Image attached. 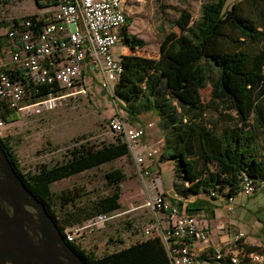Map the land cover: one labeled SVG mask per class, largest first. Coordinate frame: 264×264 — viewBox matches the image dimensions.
Instances as JSON below:
<instances>
[{"label": "trees", "instance_id": "16d2710c", "mask_svg": "<svg viewBox=\"0 0 264 264\" xmlns=\"http://www.w3.org/2000/svg\"><path fill=\"white\" fill-rule=\"evenodd\" d=\"M35 1L39 8L46 6L41 0ZM162 1L158 0L160 7ZM226 1L203 0L200 18L194 23L192 14L183 10L172 25L178 31L171 30L164 36L158 58L136 54L146 42L130 33L131 18L123 29L124 44L132 53L121 56L123 71L114 99L133 124L146 113L159 117L165 133L161 161L175 162L174 189L185 198L213 193L237 196L245 177L259 189L264 184V0H242L231 8L226 7ZM56 2L47 0L46 4ZM4 43L0 36V49ZM208 86L211 99L205 103L202 90ZM46 93L45 88L34 101ZM221 107L225 111H220L218 118L209 117L211 109ZM19 116L6 109L1 118L13 123ZM80 142L68 150L63 161L41 165L25 174L9 138L0 137L18 175L44 203L68 244L86 264H155V259L171 264L159 238L101 257L67 240L65 230L74 223L121 209L119 187L127 174L121 168L106 172L105 179L114 190L94 202L84 219L75 217L70 208L80 209L77 200L81 192L70 189L56 196L52 185L130 157L127 144ZM197 203L186 206L187 214L199 210ZM155 245L158 253L153 255ZM214 253L212 248L207 255L210 262L231 264L215 259Z\"/></svg>", "mask_w": 264, "mask_h": 264}, {"label": "built area", "instance_id": "2783aa9c", "mask_svg": "<svg viewBox=\"0 0 264 264\" xmlns=\"http://www.w3.org/2000/svg\"><path fill=\"white\" fill-rule=\"evenodd\" d=\"M0 13V36L5 41L0 49V137H4L3 130L10 124L1 118L6 109L19 115H41L61 107L75 108L89 96V79L114 99V89L123 71L115 50L124 44L126 0H57L33 15L6 18L4 10L0 9ZM45 88L46 95L34 101ZM152 127L151 123L133 125L117 114L108 120L104 135L111 137L110 143L127 144L138 176L149 178V184L155 186L161 184L162 178L152 175L147 167V161L159 153L157 143L147 142ZM83 142L90 141L80 143ZM258 191L254 181L245 177L239 194L251 197ZM176 197L182 203L187 201L180 195ZM235 201L236 196L228 197L231 212ZM144 207L150 217L138 229L149 238L161 240L171 264H196L199 252L195 245L210 244L208 225L200 217L174 206L164 191ZM122 215L96 214L65 231L66 238L79 245L85 233L104 230ZM243 237L240 233L233 247L213 248V257L231 264H264V253L248 251Z\"/></svg>", "mask_w": 264, "mask_h": 264}, {"label": "rangeland", "instance_id": "374dc122", "mask_svg": "<svg viewBox=\"0 0 264 264\" xmlns=\"http://www.w3.org/2000/svg\"><path fill=\"white\" fill-rule=\"evenodd\" d=\"M41 1L47 5V0ZM240 1L242 0H227L226 7L231 8L233 4ZM202 4L203 0H163L160 7L158 0H126L127 16L133 21L129 31L146 42V46L137 50L136 54L158 58L160 44L164 36L171 30L178 31V28H173L172 25L181 12L189 11L193 16L194 23L200 18ZM0 9L6 12V18L28 16L40 12L35 0H0ZM1 18L3 17L0 13ZM2 25L5 26V24ZM122 51L119 46L118 53L120 54ZM202 98L205 103L210 101L211 86L202 90ZM219 109H211L209 117L218 118L220 111H225L223 107ZM117 114L122 115L133 124L121 104L103 91L100 84H94L88 98L81 99L77 107H61L41 115L22 114L19 116V120L10 123L3 130V136L9 138L21 168L26 174L35 172L41 165H54L63 161L68 155V150L81 140L88 139L92 144L110 143L111 137L104 135V128L108 120ZM150 123L153 124V128L148 132L147 142L157 143L159 153L154 160L160 162L165 146V133L161 128L159 117L155 113H146L141 116L139 122L133 125ZM160 163L163 170L161 177L165 187L171 188L174 180L175 162L161 161ZM116 168L123 169L127 174L126 180L119 187L122 207L115 211V213H123L127 210L130 202V189L141 191L142 188L141 180L137 174V166L131 157H125L111 164L59 181L52 185V190L56 196L66 190H79L81 197L77 200V206L80 209L70 208L75 217L79 216L84 219L85 214L92 210L94 202L112 194L114 188L108 185L105 174L110 169ZM142 198L146 200L145 197L142 196ZM60 210V205H58L59 217L62 214ZM135 220L129 215L115 218L104 230L88 237L83 242V247L94 252L97 256L109 253L108 245L118 244L123 240L125 231L132 228L129 224L136 223ZM141 222L142 219L139 220V223Z\"/></svg>", "mask_w": 264, "mask_h": 264}, {"label": "crops", "instance_id": "0c3cea01", "mask_svg": "<svg viewBox=\"0 0 264 264\" xmlns=\"http://www.w3.org/2000/svg\"><path fill=\"white\" fill-rule=\"evenodd\" d=\"M120 47L123 51L119 54L118 46L115 50L116 57L121 58L123 55H128L129 52L130 54L132 53V50H130V48H128L125 44L120 45ZM94 84L98 85V83L89 79V90H91ZM160 162H158V160L155 162L154 159L147 161V167L152 172V175L158 174L160 177L162 176L163 170ZM139 179L142 184L141 191H138L137 189L133 190V188L130 189V202L127 210L123 212V215H129L130 218L134 217L136 219V223L131 222L132 224H129L132 228L125 231L123 234V240H121L118 244L111 243V246L108 245L109 253L107 254L131 248L132 246L141 244L150 239L144 234V231L142 229H138V227L144 220L150 217L149 210L144 207L145 203L160 191H164L169 201L174 206L179 207V209L183 212L186 211V205H192L195 201H198L197 208L199 210L196 213H193V215L200 217L202 221L208 225L210 231V244L205 245L197 243L195 245L199 252V258L196 264H222L216 261L210 262L207 255L212 248L233 247V245L238 242V235L240 233L244 234V237L241 240L246 248H258L260 252L264 253V184L254 196L248 197L244 194L237 195L235 209L231 212L229 210L228 197L221 194H217L215 196L199 195L190 198L184 197L187 201L184 203L180 202L176 197L179 194L174 189L175 174L171 188L165 187L163 178L161 184L155 186L149 184V178L139 177ZM142 196L145 197L146 200H144ZM140 219H142L141 223H139ZM75 225L77 224H74V226ZM74 226H70V229H73ZM67 229L65 231H67ZM100 231L85 233L84 236L79 239V245L85 249L83 247V242L94 233ZM153 247V255H156L158 253V247L156 245ZM153 261L155 264H168L166 259H155Z\"/></svg>", "mask_w": 264, "mask_h": 264}, {"label": "water", "instance_id": "95a60500", "mask_svg": "<svg viewBox=\"0 0 264 264\" xmlns=\"http://www.w3.org/2000/svg\"><path fill=\"white\" fill-rule=\"evenodd\" d=\"M0 264H86L0 143Z\"/></svg>", "mask_w": 264, "mask_h": 264}]
</instances>
